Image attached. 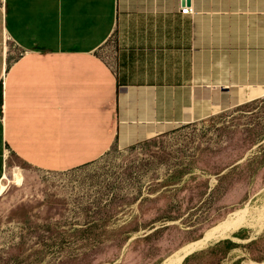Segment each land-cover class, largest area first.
Wrapping results in <instances>:
<instances>
[{
    "label": "crops",
    "instance_id": "0c3cea01",
    "mask_svg": "<svg viewBox=\"0 0 264 264\" xmlns=\"http://www.w3.org/2000/svg\"><path fill=\"white\" fill-rule=\"evenodd\" d=\"M263 87L264 0H0V184L7 155L68 170Z\"/></svg>",
    "mask_w": 264,
    "mask_h": 264
},
{
    "label": "rangeland",
    "instance_id": "374dc122",
    "mask_svg": "<svg viewBox=\"0 0 264 264\" xmlns=\"http://www.w3.org/2000/svg\"><path fill=\"white\" fill-rule=\"evenodd\" d=\"M263 95L64 171L7 155L0 264H264Z\"/></svg>",
    "mask_w": 264,
    "mask_h": 264
},
{
    "label": "bare ground",
    "instance_id": "6f19581e",
    "mask_svg": "<svg viewBox=\"0 0 264 264\" xmlns=\"http://www.w3.org/2000/svg\"><path fill=\"white\" fill-rule=\"evenodd\" d=\"M23 179L24 178L20 168L15 167L13 169H8L5 162L4 175L0 184V190L8 188L12 183L21 184L23 182Z\"/></svg>",
    "mask_w": 264,
    "mask_h": 264
},
{
    "label": "built area",
    "instance_id": "2783aa9c",
    "mask_svg": "<svg viewBox=\"0 0 264 264\" xmlns=\"http://www.w3.org/2000/svg\"><path fill=\"white\" fill-rule=\"evenodd\" d=\"M179 11L181 14H192L193 8L190 5L180 6ZM6 38H9L8 36H4ZM264 98V95H263Z\"/></svg>",
    "mask_w": 264,
    "mask_h": 264
},
{
    "label": "water",
    "instance_id": "95a60500",
    "mask_svg": "<svg viewBox=\"0 0 264 264\" xmlns=\"http://www.w3.org/2000/svg\"><path fill=\"white\" fill-rule=\"evenodd\" d=\"M184 2L188 3V2H189V0H182V3H184Z\"/></svg>",
    "mask_w": 264,
    "mask_h": 264
}]
</instances>
